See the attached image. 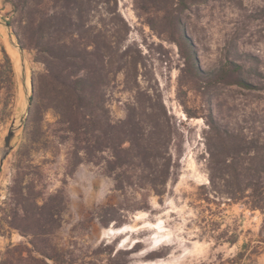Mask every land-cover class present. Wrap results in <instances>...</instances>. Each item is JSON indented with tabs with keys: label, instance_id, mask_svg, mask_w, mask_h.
<instances>
[{
	"label": "rangeland",
	"instance_id": "1",
	"mask_svg": "<svg viewBox=\"0 0 264 264\" xmlns=\"http://www.w3.org/2000/svg\"><path fill=\"white\" fill-rule=\"evenodd\" d=\"M15 1L0 0V18L24 50L33 97L44 65ZM40 1L42 16L58 4ZM84 8L87 66H96L92 54L98 49L110 119L123 120L132 109L142 123L164 122L159 134L170 140L161 149L172 153V175L161 194L139 182L125 181L117 190L104 161L88 162L82 151L83 161L70 172L76 159L71 134L52 109L26 127L31 99L0 172V259L7 246L28 240L3 220L10 187L19 180L34 185L39 202L61 194V226L52 238L82 260L108 263L105 250L93 253L104 243L121 251L112 263L264 264V243L258 242L264 214L205 188L208 151L217 136L264 134V0H93ZM5 43L0 30V146L24 98ZM2 47L14 71L13 93ZM130 173L137 182L139 172Z\"/></svg>",
	"mask_w": 264,
	"mask_h": 264
},
{
	"label": "trees",
	"instance_id": "2",
	"mask_svg": "<svg viewBox=\"0 0 264 264\" xmlns=\"http://www.w3.org/2000/svg\"><path fill=\"white\" fill-rule=\"evenodd\" d=\"M48 1L51 0H45ZM92 1L53 0L58 4L54 8L51 6L46 16H42L40 0L15 1L14 7L27 17L33 29L32 48L36 50L37 61L44 65L32 97L33 108L26 127L37 114L52 109L58 116V123L64 126L73 140L76 159L70 172L83 161L79 154L82 151L88 162L98 164L104 161L107 173L115 181V189L123 191L125 181L129 185H138L139 182L161 194L163 184L172 175V153L161 149L170 138L159 134L163 131L164 122L158 121L155 125L142 123L135 118L132 109L123 120L110 119L101 91L103 66L98 49L92 54L96 58V66H87L89 53L83 36L86 12L83 5ZM2 52L8 70L9 89L13 93L15 83L11 59L4 47ZM239 81L252 85L250 78ZM148 114L155 115L152 110ZM130 170L139 172L137 182L132 180ZM207 173L205 188L209 190L208 194L243 202L250 210L264 214V134L242 136L228 133L217 136L208 151ZM10 193L9 208L4 210L3 220L28 240L7 246L0 264H104L82 260L73 251L64 250L54 243L52 235L61 226L60 193L51 194L39 202L40 193L35 191L34 185L22 186L19 180L14 181ZM258 237V242L264 243V216ZM236 240L234 234L230 242L235 243ZM115 249V246L102 243L93 253L99 255L105 250L109 255L105 264H121L112 263V257L121 252Z\"/></svg>",
	"mask_w": 264,
	"mask_h": 264
},
{
	"label": "water",
	"instance_id": "3",
	"mask_svg": "<svg viewBox=\"0 0 264 264\" xmlns=\"http://www.w3.org/2000/svg\"><path fill=\"white\" fill-rule=\"evenodd\" d=\"M0 27L6 30L7 39L9 44L19 52L20 62L18 64L17 76L19 81L22 83L24 90V98L21 105L20 115L14 117L8 131L3 139L2 145L0 146V172L3 166L4 160L13 149V140L23 127L26 122L27 116L31 107V99L34 91L33 80L27 73V60L24 54V50L19 43L17 37L13 33V30L7 20L0 18Z\"/></svg>",
	"mask_w": 264,
	"mask_h": 264
},
{
	"label": "bare ground",
	"instance_id": "4",
	"mask_svg": "<svg viewBox=\"0 0 264 264\" xmlns=\"http://www.w3.org/2000/svg\"><path fill=\"white\" fill-rule=\"evenodd\" d=\"M1 32L3 33V35H4V40H5V44H7V46H8V51L9 52H13V55H14V60H15V67H16V70H18V64H19V62H20V55H19V52L17 51V50H15L10 44H9V42H8V39H7V32H6V30L5 29H3L2 27H1ZM20 86H21V88H22V84H21V82H20ZM23 95H24V92H23ZM23 95H22V97H23Z\"/></svg>",
	"mask_w": 264,
	"mask_h": 264
}]
</instances>
